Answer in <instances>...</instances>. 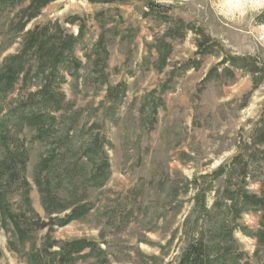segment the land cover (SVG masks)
I'll use <instances>...</instances> for the list:
<instances>
[{"label": "rangeland", "instance_id": "374dc122", "mask_svg": "<svg viewBox=\"0 0 264 264\" xmlns=\"http://www.w3.org/2000/svg\"><path fill=\"white\" fill-rule=\"evenodd\" d=\"M28 6H0V69L33 57L0 95V127L25 150L0 193L26 231L0 217V264H177L199 238L226 264H264V0H55L32 22ZM35 30L55 43L42 57L25 44ZM45 83L65 98L49 139L14 128Z\"/></svg>", "mask_w": 264, "mask_h": 264}, {"label": "trees", "instance_id": "16d2710c", "mask_svg": "<svg viewBox=\"0 0 264 264\" xmlns=\"http://www.w3.org/2000/svg\"><path fill=\"white\" fill-rule=\"evenodd\" d=\"M55 0H0V6L4 7H17V6H23L27 2H29L28 8L25 10L24 15L27 19V22H32L34 19L38 18L41 14V11L50 3L54 2ZM93 4H113L116 3L117 0H90ZM154 4L151 6V9L154 12ZM160 7V6H157ZM145 17H148V15H145ZM163 21L165 24H169L171 22V18L169 16H166ZM22 27V30L24 29L25 25ZM257 23L258 25L264 26V11L257 17ZM170 30V29H169ZM171 31V30H170ZM167 36L174 38L171 33ZM48 36H46L45 33L42 31H30L27 33L25 37V44L30 47V50H34L35 52L33 56L40 55L41 57L44 56L47 51L51 47L55 45V43H49L47 40ZM73 40V39H72ZM74 41V40H73ZM77 41V40H75ZM74 41V43H76ZM58 43V42H57ZM70 45H73V42H71ZM67 48V45H65L64 49L59 54V61L63 57V51H65ZM71 52L73 51L74 47L69 48ZM28 50L23 51V53L9 59L7 63L0 69V95L6 96L9 92L13 91L19 81V78L21 75L26 73V67L29 64L30 61L33 60L32 58H29L27 56ZM71 56L70 54L66 55L62 60H67ZM58 61V62H59ZM62 61V62H63ZM168 61L167 57H164L161 60V66L160 69H162ZM61 62V63H62ZM226 63V62H225ZM62 65V64H61ZM56 71L59 70H53V72L56 73ZM43 72V71H42ZM44 73V72H43ZM109 92H112V89L109 88ZM124 92V91H123ZM37 97H39V101L36 102L35 99L36 96H32L31 102H34L32 106V110L27 113L26 115H20L18 116L17 122H15V129H19L22 124L25 123L29 127H31L35 132L38 133V138L41 137V139H49V135L54 129V123L55 118L52 116V112H59L62 108V105L64 104V96L62 94H59L56 92V94H52L51 90V84L49 86L48 83H45V85L42 87L40 92L38 93ZM29 101V100H28ZM19 124V125H18ZM6 133L8 134V130L5 128V125L0 127V140H2V147L5 149V157L4 159H0V189L4 187L7 183H10L12 180L19 178L18 174H12V169L16 170V164L18 162H22L25 157V150L23 148L22 143L14 139V142L8 141V138L6 136ZM263 137V139L260 140V144H263L264 142V130H261L260 136ZM60 144V143H59ZM90 149L84 150V153L87 154V152ZM261 152L264 154V147L261 150ZM56 160L54 158L47 156V159L43 160L40 164V169H50L52 165H54ZM106 161H103L101 163V168L107 169ZM96 174L93 175V177L101 179V175H105L98 170H96ZM99 172V173H98ZM0 204H2V209L0 207V217L2 215H7L11 222L14 224L17 233L21 237L22 241H25L24 238L26 235V231L23 230L22 227V218H18L17 216L13 215L10 211L5 209V203H6V196L4 194L0 193ZM251 202V200H250ZM66 211V210H65ZM89 211V207L87 206H78V207H71L70 214L66 217V220L62 222V225L69 224L72 221H77L81 217H83L87 212ZM21 217V216H20ZM228 233L231 235V233L228 231ZM258 240L259 246L264 245V225L262 226V229L259 230L255 236ZM86 244H82V242H72L68 244V249L63 250L61 249V252H56L54 254V257L58 256V258L62 260H67L71 256H73L76 253H80L86 246ZM88 247V246H87ZM217 244H210L209 242H206L204 239H194L192 240L189 245L187 246L186 250L184 251L180 261L177 264H226V257L227 255L223 253V250L220 251L216 248ZM52 255V254H51ZM38 259V258H37ZM35 259V261L37 260ZM35 261H32L31 264H34ZM37 264V262H36Z\"/></svg>", "mask_w": 264, "mask_h": 264}]
</instances>
